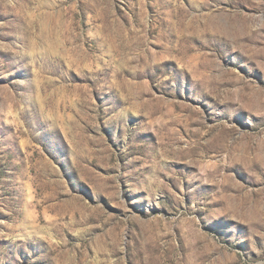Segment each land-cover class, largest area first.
I'll list each match as a JSON object with an SVG mask.
<instances>
[{
  "label": "rangeland",
  "instance_id": "374dc122",
  "mask_svg": "<svg viewBox=\"0 0 264 264\" xmlns=\"http://www.w3.org/2000/svg\"><path fill=\"white\" fill-rule=\"evenodd\" d=\"M0 264H264V0H0Z\"/></svg>",
  "mask_w": 264,
  "mask_h": 264
}]
</instances>
